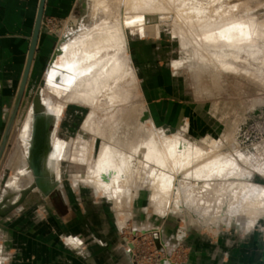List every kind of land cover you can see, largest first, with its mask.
<instances>
[{"label":"rangeland","instance_id":"374dc122","mask_svg":"<svg viewBox=\"0 0 264 264\" xmlns=\"http://www.w3.org/2000/svg\"><path fill=\"white\" fill-rule=\"evenodd\" d=\"M162 1L164 0L157 1L164 7L163 9L160 8L159 11L167 10L163 14L167 13L165 15H168V19L167 22L160 23L157 33L140 32L135 28H127L128 56L135 76L131 78L130 74L127 76L123 74L117 83L119 90L113 91L116 93V97H113L114 100L106 98V95L100 93L101 100L95 111L96 127L109 134L112 133L115 124L129 122L135 128H140L138 133L141 132L146 136L157 133L179 135L185 139L186 143L189 142L195 146H209V143L215 141L226 154L228 153L227 158L229 156V158L239 162L242 167L248 169L244 179L247 181L246 183L250 184L248 190L251 188V184L257 190L264 189V0H168L171 2L170 5L166 1ZM181 3L186 4V6L194 5L201 11L200 19L198 17L194 19L195 21L198 20L195 22L197 24L202 20L203 22L208 20V25L210 23L209 26L213 28L224 19L230 20L229 18L233 15V17L238 16L239 19L242 17L252 19L256 23L255 33L251 38H246V41L239 43L244 44V48L240 49L238 53L233 52L234 50L231 48L233 42L227 40L226 35H222L221 41L215 43L221 47L226 45L225 49L232 51H223L220 47L212 45L214 42L206 41L207 38L203 36L202 31H198L200 35L195 36L196 42L184 40L176 34L177 28L173 24V22H179L178 18L182 15L181 9H179ZM178 13L180 16L177 15ZM104 17L105 13L97 1L80 0L77 12L72 15L63 18L57 16L45 18L44 33L50 38L47 60L40 70L36 71L31 84L27 85L12 133L0 161V201H4V199L7 201L3 208L7 207L8 204L17 203V207L12 209L14 211L22 205H27L29 201L30 209H34L37 203L33 205V198L40 196L46 197L48 209L55 208L62 210V212L71 207L80 211L90 209L92 215H95L94 213L99 210H104L110 219L112 230L122 240L120 249L127 260V264H187L191 253V247L188 244L190 230L194 229L205 232L212 238L220 231L232 232L252 227L264 230L263 216H259L254 222L251 217L238 218L235 216L236 213L224 214L218 219L210 217L205 223L215 230L210 231L195 218L189 217L188 210L183 208L169 209L165 214L158 212L154 207L152 199L154 187L150 184L151 177L145 162L139 172L136 171V174L131 177L132 179L130 178L129 183L120 181L118 187L122 189V193L118 196L102 192V190L99 192L92 184L83 181L80 177L78 178L79 175L86 174L88 171L86 164L77 162L74 158L75 153L79 152L84 144L82 136L88 141L91 139L95 141L93 166L107 139L100 133L95 136L93 132L86 133L83 131V125L90 115L93 105H86V102L66 103V94H57L56 90L46 83L47 71L53 52L59 44L61 45L64 41H76L81 29L93 26ZM153 18L151 19L155 23L157 19ZM146 20H144L146 24H151L150 19L146 18ZM133 36H162L174 40L177 59L176 64H174L188 80L191 94L199 99L198 109L201 116L199 124L210 125L216 134L197 136L193 130H197L199 127H192L189 123H183L179 127L173 128L155 123L129 55V40ZM201 37L202 39H200ZM203 41L207 45L200 47L203 45ZM197 43L199 44L197 45ZM207 46L210 51H213L209 52ZM218 48L219 54L222 53L219 55L220 58L215 54L218 53ZM200 50L202 51L200 52ZM219 59L225 61L224 67L221 60L217 61ZM232 63L235 65L233 66ZM105 64L106 60L101 62V66H105ZM227 66L229 67L226 69ZM235 66H238V69ZM49 102L58 104L61 108L57 114L58 122L53 121L51 125L52 151L56 150L62 143L66 146L64 150L66 154L57 157L55 170L52 174L56 186L51 193L46 196L37 187L30 188L22 199V190L31 187L32 184L22 188L10 187L14 180L22 177L20 171L24 170L23 166L28 163L24 157L26 143L21 138V132L30 116L31 108L36 103L41 106V103L48 104ZM146 112L149 116L142 120ZM95 129L97 130V128ZM129 133L128 138L116 142L119 150H130L135 142L138 143V139L135 140L136 137ZM125 141L126 144L124 145ZM120 143L124 146L122 144L119 146ZM52 151L50 152L52 153ZM241 156L249 159L250 167H247L244 162L242 163ZM26 168L24 171H27ZM31 172L30 170L29 174L27 171L30 179L32 178ZM113 175L112 171L103 172L102 179L108 182ZM16 195H19V198L13 203L12 200ZM209 220L211 223L212 221L217 222L211 225ZM91 226L94 227L95 225L92 224ZM70 239V236L66 237V241L71 243ZM93 240L100 244L103 243L101 239L93 238ZM129 241L134 246L130 254L128 250ZM71 247L76 246L71 245Z\"/></svg>","mask_w":264,"mask_h":264},{"label":"bare ground","instance_id":"6f19581e","mask_svg":"<svg viewBox=\"0 0 264 264\" xmlns=\"http://www.w3.org/2000/svg\"><path fill=\"white\" fill-rule=\"evenodd\" d=\"M95 1L101 5L104 11V19L96 22L91 27L81 29L76 41L62 42L59 53L49 64L46 78V83L53 87L57 94H66V103L86 102V105H93L92 111L83 125V131L86 133L93 132L95 136L100 133L107 139L93 166L95 141L94 139L88 141L82 136L84 144L82 149L75 153L74 158L77 162L86 164L88 171L86 174L79 175L78 178L80 177L83 181L92 184L99 192L102 190V192L118 196L122 193V189L118 187L120 181L126 184L129 183L131 177L136 174V171L139 172L145 162L151 177L150 184L154 187L152 190L154 207L162 214H165L169 209L178 210L183 208L188 210L189 217L195 218L203 225L208 221L207 218L218 219L219 216L232 215L231 213H236L235 216L238 218L251 217L253 222L259 216L264 217V189L257 190L251 184V188L248 190L250 184L244 180L248 169L242 167L239 162L229 158V156L227 158L228 153L226 154L215 141L209 143V146H195L192 143H186L185 139L179 135L157 133L146 136L141 132L138 133L140 128H135L129 122H119L115 124L116 126L112 125L115 127L112 128L113 130L111 129L112 133L108 132L109 134L96 127L95 111L101 100L100 93L106 95V98L113 99V97H116V93H113V91L119 90L117 83L123 77V74L124 76L130 74L131 78L134 77L127 56H124L128 51L127 28H135L140 32L157 33L160 23L166 21L168 15H165L167 13L163 14L167 10L159 11L160 8L163 9L164 7L157 2L158 0ZM164 1L168 5L171 3L168 0ZM233 6L236 7L234 4ZM179 9H181L182 17L178 13L177 15L180 16L178 18L179 22H173V24L177 28L176 34L184 40L196 42L195 36H199L198 31H202L203 36L207 38L206 41L214 42L212 45L217 46L216 43L226 35L227 40L234 44H231L233 52L238 53L240 49L244 48V44L239 43H243L246 38H251L255 33L256 23L252 19L243 17L239 19L238 16L233 17L232 15L229 18L230 20L224 19L212 28L209 26L210 23L208 25V20H206L207 22L202 20V22H198L199 24L195 23L198 21L194 20L197 19L195 17L200 19L201 13L196 6L182 4ZM146 18L150 21H152L151 18L157 20L155 23L152 21L151 24H146L144 21ZM217 31L219 32L217 33ZM202 43L203 45H199L200 47L207 45L204 41ZM225 46L217 47H220L223 51L231 50L225 49ZM206 48L208 49V46ZM208 51L213 50L210 51L209 48ZM217 51L218 53L215 54L220 58L219 55L222 53L219 54V48ZM226 53L228 54V52ZM104 60H106V64L101 66V62ZM221 62L224 67L225 61L221 60ZM232 65L235 64L232 63ZM114 81L116 82L112 83ZM60 111V106L51 102L48 104L41 103V106L36 103L31 108L30 116L27 117L28 120L21 132V138L26 143V154L24 156L26 161L29 159L33 125L36 118H39L40 115L51 116L53 121L57 123L59 120L57 114ZM101 128L103 129V127ZM129 132L132 133L133 137H136L135 140L138 139V143H133L134 145L130 150H119L116 142L128 138ZM126 140L128 141V139ZM123 144L125 145L126 141ZM123 144L122 146H124ZM65 147L61 143L52 153L46 154L44 169L48 177L46 178L48 185L56 182L52 179V174L55 170L57 157L66 154ZM248 160L241 156L242 163L244 162L247 167H250L251 163ZM23 167L24 170L27 167L28 173L31 170L29 163ZM24 170L20 171L22 177L14 180L13 185H10V187L22 188L33 183L34 175L32 172V178L30 179V173L27 174V171ZM109 171H112L114 175L107 182L102 179V173ZM216 222L212 221L211 223L209 220L211 225ZM205 226L207 230L215 231L209 224ZM128 246L131 247H128L130 254L132 252L130 241Z\"/></svg>","mask_w":264,"mask_h":264},{"label":"crops","instance_id":"0c3cea01","mask_svg":"<svg viewBox=\"0 0 264 264\" xmlns=\"http://www.w3.org/2000/svg\"><path fill=\"white\" fill-rule=\"evenodd\" d=\"M39 2L0 0V145L26 66ZM79 3L46 0L43 23L47 16L72 15ZM49 44L43 25L27 85L47 60ZM129 55L155 123L172 128L189 123L199 127L193 130L197 136L215 133L210 125L199 124V99L191 94L188 80L175 65L172 38L133 36ZM124 56L135 76L128 51ZM18 198L16 195L12 202ZM29 203L0 216V264H127L120 249L122 240L112 230L104 210L92 215L90 209H48L46 197L40 196L33 198V205L37 203L34 209ZM188 244L191 253L187 264H264V230L254 227L220 231L213 238L198 229L190 230Z\"/></svg>","mask_w":264,"mask_h":264},{"label":"water","instance_id":"95a60500","mask_svg":"<svg viewBox=\"0 0 264 264\" xmlns=\"http://www.w3.org/2000/svg\"><path fill=\"white\" fill-rule=\"evenodd\" d=\"M45 5L46 0H40L38 12H37V18L34 26V31L31 38L30 48L28 52V58L26 62V66L24 69V73L22 76V80L15 98V102L11 111L10 118L8 120L4 136L0 145V161L2 159V156L4 154V151L7 147L8 140L10 138V135L12 133L16 118L18 116V112L27 88V83L30 76V71L32 67V63L37 51L39 36L42 30L43 26V20H44V12H45ZM60 44L57 46V48L54 50L53 55L51 57L50 63L55 59L56 55L59 53ZM149 114L146 112L144 114V117L142 120H145L148 118ZM53 123V118L51 116H41L39 118H36L35 124L33 125V132H32V142L31 147L29 150V167L32 171V174L34 175V181L31 185V187H28L24 190H22V199L28 192L30 188L37 187L44 195H49L53 188L56 186L55 183H51L48 185V182L46 178V171L44 169V160L46 157V154L50 153L52 151V131H51V125ZM7 201L4 199V201H0V216L4 217L7 216L13 208L17 207L16 204H8L7 207L3 208L5 203Z\"/></svg>","mask_w":264,"mask_h":264},{"label":"built area","instance_id":"2783aa9c","mask_svg":"<svg viewBox=\"0 0 264 264\" xmlns=\"http://www.w3.org/2000/svg\"><path fill=\"white\" fill-rule=\"evenodd\" d=\"M49 23H51V21H48ZM45 24V22L43 23V25ZM134 246H132V248H133Z\"/></svg>","mask_w":264,"mask_h":264}]
</instances>
